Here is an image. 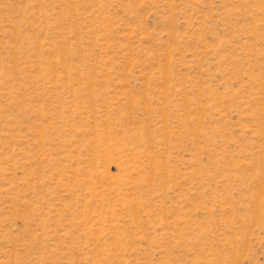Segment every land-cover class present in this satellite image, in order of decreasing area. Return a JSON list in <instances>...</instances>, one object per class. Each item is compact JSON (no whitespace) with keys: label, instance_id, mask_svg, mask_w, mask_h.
I'll return each mask as SVG.
<instances>
[{"label":"rangeland","instance_id":"374dc122","mask_svg":"<svg viewBox=\"0 0 264 264\" xmlns=\"http://www.w3.org/2000/svg\"><path fill=\"white\" fill-rule=\"evenodd\" d=\"M0 264H264V0H0Z\"/></svg>","mask_w":264,"mask_h":264}]
</instances>
